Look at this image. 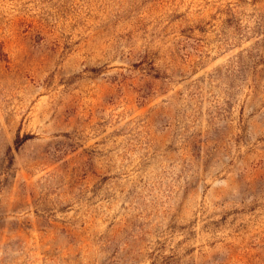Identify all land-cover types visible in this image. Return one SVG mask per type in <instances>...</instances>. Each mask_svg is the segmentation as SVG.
Segmentation results:
<instances>
[{
  "label": "rangeland",
  "instance_id": "rangeland-1",
  "mask_svg": "<svg viewBox=\"0 0 264 264\" xmlns=\"http://www.w3.org/2000/svg\"><path fill=\"white\" fill-rule=\"evenodd\" d=\"M0 264H264V0H0Z\"/></svg>",
  "mask_w": 264,
  "mask_h": 264
}]
</instances>
